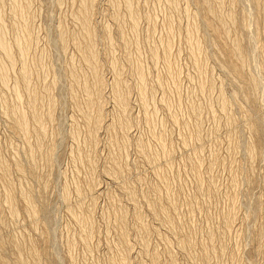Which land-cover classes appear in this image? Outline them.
Instances as JSON below:
<instances>
[{
  "label": "rangeland",
  "instance_id": "rangeland-1",
  "mask_svg": "<svg viewBox=\"0 0 264 264\" xmlns=\"http://www.w3.org/2000/svg\"><path fill=\"white\" fill-rule=\"evenodd\" d=\"M21 1L24 2V0H21ZM96 1L97 2L94 5V9L92 12V14H93V17H92V23L93 24L92 25L94 27H96V30H97L96 33L99 37H102L103 31H104L103 29L105 28L106 25L109 26L108 27V28H110L109 30L112 29L111 33L114 34L112 36L114 37L115 45H116V50H115L116 55L115 56H117L119 61H122V63L126 64L123 66L124 67L123 71L126 74L128 82L129 83L131 82L130 83L131 84L130 85L131 91H129V93H131L130 94V104L132 107H130L129 115H131V116H129V117H131L130 119H132L134 121H133V125H132L133 129L131 128L129 130V133H128L129 134L128 135L129 141L127 143L129 145L125 144L126 143V142H124L125 139L121 138V136H123V134H120V132H117V133L115 132V134H114V132H112L114 130L119 131L118 129H120V127L116 122V116L115 115L117 114V112H116L117 110H116V106H115L114 101H113L114 98L111 95L112 92H111V90H109V88H106L107 91L104 94V101H105L104 102L105 106L103 109L104 116L102 119L104 125L102 124L101 131L99 130L97 133V135H98L97 141L98 142H97L96 147L93 150L94 152H92L93 155H91V157L93 159L96 158L95 160L98 163L94 161L95 163H97V166L95 168L96 170L93 172V174L90 173V171L88 169L89 167H88V165H86V161H85L86 159L84 158L87 156L88 151H89V146L86 143L87 142L86 137H88L87 136L88 127H87V123H85L82 116L79 114L80 112L78 111L76 105H73L74 103H72V98L70 97L71 91L69 90L70 86H71V82L68 81V80H70L68 75H69V72L71 71L70 65L72 62L75 66H78L77 71L82 72L81 71L82 68L79 67L80 66V64H79L80 61L78 58L79 54L77 53V51H75L76 48L74 46H72V43H71V38H72L71 36H72L73 32H75L76 28L78 29L77 25L73 21L75 19L73 16L74 15L73 14L74 13V10H73L74 9L73 8L74 2H73V0H59V1H57V0H27L29 5L31 6L30 7L31 11L33 10L32 13H33L34 18H35L34 19L35 20L34 21L35 22L34 31L39 34V35L38 34L36 35L39 38L38 39L39 40L38 41V44H39L38 50L39 51L37 50L35 53L37 56L42 54L43 55L42 58H43V60L45 59L44 60L45 63H48L49 69L50 68H51V70H52V68H53V70L56 69L55 72L57 74L59 73L57 75V76H59V78H58L59 81L57 82L58 85L56 84L54 86V89L52 90L54 97L57 100V105L55 107L56 111L54 110L55 113H53V116H54L53 117L54 119L52 120L53 122L52 121L50 123L48 122L47 123L48 128L46 127L47 130L49 131V134H50V135L48 134L49 139L51 138L50 140H54V144L56 145V147H54V149H56V150H54V151H56V153H54L55 157L53 156L55 158V161L53 162V160H52L51 164L48 161L46 163L45 160H47L46 159L47 155L45 156L44 153L47 154V148H48L47 145L50 144V142L46 143L47 142L46 141L47 138H46L45 142H43V145H42V150H41L42 152L41 153L39 152L40 154L37 152L38 156L36 157L35 165H36V163H38V164L35 167H34L33 163H32L33 165H31L30 162H27V160H25L24 156H22L21 158L19 156L20 162L22 163V161H23L22 164L24 165V167L25 168L27 167L26 169L29 170L33 166L32 170L34 172V174L32 173V176L29 175L25 179H23L20 176L21 177L20 178L19 174H17L18 172H17V169H16L14 162H13V160L15 158V156L13 157V155H15L16 149L19 151H22V149L25 148V145H24V142H22V140L18 138L19 135L13 133V131L8 127L9 122L7 121V123H6V120L1 118V120H0V148H1L0 149V158L3 161H5V163L7 164V168H8V172H9L8 175L10 174V176L5 177V174L2 173V171H0L1 172L0 173V175H1L0 176V191H1L0 193L4 192L3 190L7 186V181H10V183L13 185L12 187H14L16 189V191H15V189H13L14 193H16V194H14V197L16 196V198L14 199V203L16 204V207H17L16 209L19 213H18V218H17L18 221L16 219L14 221H11L10 219H8L9 222H8L7 228L0 232V236H1L0 237V250H1L0 251V254H1L0 255V264H3L4 261H5V264H7V263L8 264H15L14 251L12 250L11 246L8 244L11 237L17 238L21 241V244L24 246V247L22 246L23 247L22 251L24 253L23 256L25 257L24 259H26L27 261L29 258V255L27 254L29 243H30L29 241L33 240V242H35L36 246L34 245V248L36 247L35 248L36 252L38 254L40 253L39 255L41 256V258L39 259L40 262L38 261L37 264H58V262H57L58 258L60 261L59 264H120V262L124 259H126L125 263H128V264H131V263L132 264H152L151 258H150L151 256H149L151 254H152V256L153 255L160 256L161 259L160 258H158V259L160 260L161 264H166V263L167 264H170V263L171 264H199V263L200 264H264V189H263L264 188V186H263L264 185V152L260 150L261 152L259 153L257 151L258 153L256 156V161H252V160H249V156H248V154H246L247 153L246 150H243L244 147L241 148L239 146V145L243 146L242 144L245 143V140L250 138L252 135V134L250 135L249 130L244 128V123L242 122L243 119H241L242 118L241 108L243 107L242 106L243 103L245 104L248 102V104L244 105L242 110L245 108H249L250 103H249V101H246V99L244 98L243 95H241V92L240 93L238 92V95H241L243 98L241 96H239L238 98H235V102L233 101V103H232V106H234L233 107L234 109L232 108V111L233 110L235 111V113L234 112L233 113L235 114L236 117L238 115L237 118L234 117V120L236 118L237 122L233 124L234 128L232 126H228V129H226V117L224 116V114L221 113V111H219L220 108L218 107V106H221L219 100L217 99V97L219 98V95H220V93H218V92H221V91H219V89L222 88L221 90H222L223 94L225 93L224 96L227 97L229 100H231V97H232L231 95L233 93H234L233 95H235L234 91H236L235 87L231 85V83L233 81L232 76L226 71L223 72V70H221L219 67V65H220L219 62L225 61V59L228 58V55H229L228 49H226V48L222 49L221 47H219L220 52H217L216 48H214V47H213V49H211L212 46L210 44L213 43L211 35H213L212 34L213 32L211 31L212 33L210 34V31H208V29L203 26V22L202 23L198 22L200 19H202V16L200 13H199V18H197V22L200 25V27H199L200 28V30H199L200 35L199 36L197 35L198 37H196V38L193 37L194 38L193 42L197 38L199 39V42L201 43L200 48L201 47L202 48L201 49L196 48V50L198 49L197 51H201V54L199 52H197L200 54L201 57H199V55L196 53V51L194 53H192L191 46L190 47L186 46L189 44L187 42H184V41H186L185 40L186 34H184L186 32V30H185L186 28H184V27H186L188 18H187L185 13H184V15L186 17L183 16L182 11L188 6L187 9L189 8V10H190L192 8L191 9L192 11L190 10V13L193 12V14H194L195 9H196V4H195L194 0L193 1L192 0H178V1L175 0V1H177V3L174 4L176 6H173L172 3L168 2L167 0H147V1L146 0H137V2H135L136 0H134L133 4L135 3L136 5L134 4L133 7L137 8L136 6L139 5L138 8L135 9V11L137 12V14H140V16H138V19L140 21L138 20L137 21L138 24L136 25L137 29H136V27L133 28L131 26L132 23H130V21H129V18H128L129 15H127V13L125 11L126 9L121 4L122 9H120V12L122 13L121 15H123L122 17H123V22H124V24H123L124 32L122 34V37L118 36V31H117L118 27L116 26L115 21L112 22V20H113V17H111L112 6H110L112 4H111V2H109L110 0H108V1L107 0H96ZM117 1H119V0H117ZM6 2L9 5L10 0H7V1L5 0L4 1L5 5H7ZM72 2H73V4L71 5ZM261 2H262V0L260 1L259 5H258L259 7H256L254 11L256 12L255 18L257 17L256 22L259 23V24H256V25H258L257 28L259 31L258 33H259V39H260V40L258 39V41H259L258 47H259V49L262 48V50H263L264 49V32H263L264 31V0L262 2L263 5L261 4ZM76 3H77V1H76ZM108 3H110V4L108 5ZM120 3H123V2H121V0H120ZM120 3H118L119 6H120ZM169 3H171L172 7H168V6H170ZM188 3H189V5H188ZM8 5L5 6L6 9L4 11H6L5 12L6 14H4L5 15L4 17H5L6 21L8 20V22H9L10 5L9 6ZM174 8L178 11V14L176 13L177 11L176 12L174 11ZM235 9H236L237 13L241 12V6L240 5L237 7L235 6ZM139 10H140V12H139ZM179 12L181 14H179ZM109 14H110V16H109ZM172 17H174V19ZM152 18H153V20H152ZM144 19H146L147 22H145L146 20H144ZM164 19H165V21H164ZM151 21H152V23H151ZM201 21H203V20H201ZM168 22H170L171 24L173 23L172 28H174V30H173V33L171 35H169L168 29H167ZM60 25L65 31L68 28L66 32L63 30L65 32V36L67 37L66 40L68 41L66 43L67 46H66L65 50L63 49V47L61 45H59L57 43V40H56L59 37V33H60L59 31L60 30L58 28H60ZM125 26H126V28H125ZM37 27H39V28H37ZM74 27H76V28H74ZM149 27H151V28H149ZM155 27H157V28H155ZM202 28H204V29H202ZM150 29H152V30H150ZM99 30L101 31V33ZM203 30L204 31L206 30L205 33L209 32L208 33L209 37L207 35H204ZM233 30H236V32L234 31L235 34L239 33V31L235 27L233 28ZM194 35L196 36V34H194ZM171 36H173L172 37L173 39L171 38ZM165 37H166V39H165ZM122 38L124 39L125 42L123 41ZM167 39H168V42L169 43L171 42V44L173 45V46H171V44H170V46H171V49H169L170 50L169 51L170 56H168L169 58L171 57L170 59L168 58L170 60L169 64L171 67L173 66L170 69V74H169L168 68H166L167 65H165V64H167V62H165L166 60H165V58H163V54H164V53L162 54V52H163L162 46L163 45L161 44V41H164V42H162L164 44L167 41ZM215 40L218 42L217 38ZM126 41H127V43H126ZM55 42H56V44H55ZM123 42L125 44L130 45L127 47V50H128L127 53H128V55H130L129 56L130 60H125L126 58H125L124 53H126V52H124V48H122L123 44H124ZM155 43H156V45H155ZM203 44L206 46H204ZM98 45H99L98 51L100 53L99 59H101L102 75H103L104 81H106L105 83H108V86H109V83H111V81L113 80V77H114L112 74V71L109 68V61H110L109 59L111 56V54H110L111 51L109 52V47L106 45V43L100 42ZM117 47H119V48L117 49ZM152 47L157 49V51H156V49H155V51L158 52L157 56H158L159 62L154 61V59H152V57L150 56L151 50L153 49ZM137 48L138 49L140 48L139 51ZM205 48H206L207 53L205 51ZM188 49H189V51H188ZM202 49L204 50L205 53L204 52L202 53ZM214 49L216 51H214ZM43 51H45V52H43ZM137 51H138V53L141 51L139 54L142 56L138 55ZM171 51H172V55H171ZM190 51L192 54L190 53ZM213 52H217L218 55H215L216 53L213 54ZM203 54H206V55H203ZM128 55H126V56H128ZM168 55H169V53H168ZM190 55H192V57L195 55L194 56L195 59L192 60V57ZM196 55H197V57H196ZM118 56H120V57H118ZM205 56L208 58V60L204 62ZM261 56H264V52H263V54H261ZM150 57H151V59H150ZM198 57H199L200 61L197 59ZM261 58L263 59L264 57H261ZM70 59H71V62H70ZM162 59H164L165 61ZM196 59H197V61H199L200 64H202V66L201 65L199 66V64H198L196 66V68L194 67L195 66L194 64H196L195 63L196 61H194V60H196ZM123 60H125V61H123ZM193 61H194V64H193ZM263 61H264V59H263ZM171 62H172V64H171ZM138 63L142 67L139 66ZM135 65L137 67L143 68L142 73H144V75L148 77V78H146V80H147V85L149 84L147 89H148V94L150 95V96L148 95L150 97V100H149V104L147 106V109H145V110H147V113L150 114V115H148V117L150 116L149 119L150 120L152 119L151 123L153 125L147 124L146 120H144L146 118L142 117L145 115L146 111H145V113H144V111L142 112L143 105L139 101L140 99H138L139 94H137V93H139V92L137 89H135L137 87V82H135V80L137 79V76L134 73V72H136L135 71L136 70ZM50 66H53V67H50ZM216 67H217V69H216ZM102 68H103V70H102ZM197 68L199 70L202 69L201 71H202V73H204V75L202 73L199 74V72H197L198 71ZM164 69H166V70H164ZM172 69H175L174 71L177 74H174L175 72L171 71ZM163 70H164V73H163ZM11 71L12 70H10V72ZM10 72H9L10 75L13 73V75L10 76V78L11 77L13 78V76H15V74L13 71L11 73ZM225 73H228L229 76H231V79L228 77V74L225 75ZM149 74H150V76H149ZM175 75H176V79H175ZM224 75H225V78L223 80L224 82H225V79L227 78L225 85L221 79L224 77ZM201 76H203V77H201ZM206 76L209 78H207ZM50 77H52V75H50ZM204 77H206V78H204ZM36 78L37 79H35V81H37L39 78V80L37 82H35L36 86H37V83H39L38 84L39 87L37 86V90L40 93H43L41 91L43 79H41L42 78L41 76H38V77L36 76ZM155 78H157V80ZM179 78H180V80H179ZM201 78H202V80H201ZM218 79H220V80H218ZM211 80L213 82H211ZM156 81L161 82L160 87L158 84L159 82L157 83ZM229 81L231 83H229ZM176 82L177 83L179 82V83L177 84ZM206 82H207V84H206ZM164 83H166L167 86ZM213 83L215 85L212 86ZM220 83H222L221 84L222 86L220 85ZM155 85L157 86L156 88H155ZM174 85H175V87H174ZM162 86H163V88H162ZM200 86L203 87V89ZM211 86L214 88H212ZM223 87H225V88L223 89ZM167 88H168V90H167ZM163 89L164 90L166 89V90L164 91ZM76 90H77V88H76ZM176 91L179 93H177ZM78 92H79V90H78ZM191 92H193V93H191ZM76 93H77V91H76ZM78 94L79 93H77V95ZM155 94L157 97L155 96ZM81 95L78 97L80 98ZM153 95L155 97H153ZM161 95L164 97H162ZM43 96H45V95L42 94V97ZM161 97L163 99V102H165V103L161 102L162 101ZM164 98L165 99L167 98V99L165 100ZM10 99L12 101V98H10ZM43 99H44V101H43L44 105L43 106H45V104H47V103H45V102H47V97H46V99L43 97ZM152 99H153V101H152ZM169 99H170V101H168ZM166 101H167V103H166ZM113 107H114V109H113ZM178 107H179V109H178ZM212 107H214V108H212ZM237 108L239 109V111H237ZM191 109H193L194 111ZM263 109H264V107H263ZM112 111H113V113H112ZM263 112H264V110H263ZM263 112L261 114H259V116L261 115V117H264ZM211 113H213V114H211ZM239 115H241V117ZM113 120H115V121H113ZM159 120H161V121H159ZM115 122H116V124H115ZM114 124H115V127H114ZM186 124H188V125H186ZM111 125H113V126H111ZM51 128H52V130H51ZM75 128H77V129H75ZM78 128H80V129H78ZM102 128H104L105 130ZM106 128H108V129H106ZM32 129H33V127H32ZM235 129H236V131H235ZM32 131H34V129ZM32 131H31V133H32ZM108 131L109 132L111 131V133H113L114 136L116 134L117 135L120 134L121 136L118 135L119 136L118 137L116 135L117 137L116 136H115L116 138L114 137L116 140L113 139V142H111L112 139L110 138ZM232 131L234 133H232ZM150 132H151V134H150ZM154 133H156V134L154 135ZM201 133H202V135H201ZM74 134H76V135H74ZM196 134L198 135V137L195 136ZM73 135H74V137L76 136V138L73 139V137H72ZM33 136H34V134H33ZM137 137H141V139H143V142H145L146 145L148 144L147 148L149 149V147H150V151H149L150 154H152V155L154 153L158 154V156L155 158L156 161H154V162L146 161L147 159H145L144 155L141 154V152L139 151L138 148H136L135 141L137 140ZM159 137H161L160 141H162V140H164V138H166L165 139L166 142L164 141V143H165L164 148H166L167 151L170 150V151H168L169 156L167 155L168 153L166 154L167 156L164 154V148H162L160 146V144H162L163 141L158 143L159 140L157 138H159ZM196 138H201V139L196 140ZM72 139L74 141L76 139L77 140L74 142ZM192 139H194V140H192ZM31 140H32V142L35 143V137ZM183 140H184L186 145L184 144ZM189 140H191V141H189ZM263 140H264V136H263ZM116 141H117V143H116ZM19 142H20V144H19ZM56 142H57V144H56ZM115 143H116V145H115ZM234 143H236L240 149H235L236 145ZM109 144H111V145L109 146ZM121 144H124V149H123V145H121ZM113 145H115V146H113ZM234 145H235V147H234ZM151 146H153V148H155V149H153ZM76 147H77V149H76ZM85 147L87 150L85 149ZM44 148L46 151L44 150ZM108 150H110V151H108ZM112 150L115 152H112ZM117 150H118V152H117ZM124 150H126V151H124ZM236 150H238V151H236ZM120 151H121L122 155L119 153ZM196 151L199 154L196 153ZM77 152H79V155ZM90 152H91V150H90ZM111 152L117 153V154H112ZM200 152H201V154H200ZM85 153H86V155H85ZM94 154H95V156H94ZM119 154L121 155V158H122V160H121V158L119 157L120 162H122V163H120L121 164L120 170H121V176L122 177L120 180L115 181V179H112L109 176L107 177V174H105L106 169L108 168V166H106V165L108 164V162L110 160H112L111 156L114 155L116 157V155H117V157H118V156H120ZM156 154H154V156H156ZM42 155H44V156H42ZM163 155L165 158H162ZM193 156L195 158L196 157L197 158L195 159ZM198 156H199V158H198ZM41 157H42V159H40ZM44 157H46V158L44 159ZM80 157L82 158V161H81ZM124 157L126 159L127 158L128 159L126 160ZM112 158H114V157H112ZM39 159H40V161H39ZM72 159H74V160H72ZM199 159H200V161H199ZM191 160L194 162L195 165L193 164V162H191ZM197 160H198V162H197ZM251 161L253 163H251ZM24 163H26V164H24ZM27 164H30V165H27ZM196 164L201 166V168L199 166H197ZM123 165H124V167H123L124 170L122 168ZM105 167H106V169H105ZM137 167H138V169H137ZM197 169L198 170L201 169V170L198 171ZM129 170H130V172H129ZM196 171L198 173H196ZM162 172H163V174H162ZM2 174H4V175H2ZM125 176H128V177H125ZM164 176L166 179H164ZM2 178H3V180H2ZM125 178H127V179H125ZM160 178H162V181ZM31 179H33V180H31ZM233 179H235V180H233ZM123 180H125L126 182L123 183ZM163 180H165L166 183ZM3 181H5V183ZM161 182H163V183H161ZM93 183H94V185H93ZM120 184L121 185L125 184V187L128 184V186L131 185L133 188H135L134 193H136V192L138 193L137 194L138 196L136 195L138 197L136 199V201L134 200V202H133V200H131V198H129L128 194L125 192L124 185H123V189H122ZM199 184L200 185L202 184V185L200 186ZM24 185L26 187H24ZM77 186H79V187H77ZM153 188L157 189L156 191L158 192V195L161 197L159 199L162 200L161 203H163L167 199V197H169V195H170V199L172 201V202H170V204H172V207L168 203H167L168 204V206H167L166 201L163 204L164 207L171 208V210L172 209L176 210V211L172 210V212H176L175 213L176 215L171 212L173 222L171 221L172 223H170V225H166V222H163L162 220L157 221L158 216H156V214L153 215L152 214L153 212L150 211V208L149 209L147 208L146 198H147V195H150V194L153 195V193H151L153 191ZM165 189L166 190L168 189L170 191H165ZM77 190L78 191L81 190V191L78 193ZM123 190L127 194V196L125 193H123ZM148 190H149V192H148ZM160 190L162 191V193L160 192ZM200 191H201V193H200ZM21 192H26V193L30 192L29 194H31L32 197L34 196L33 199L35 200L37 206H38V204H39V206H41V208L38 206V209H40V211L41 210L42 211L39 213V223L36 224V226H38L37 227L38 229L36 228L37 231H35V233L33 232L34 231L33 230L34 227L32 226L33 224L27 219V216L25 217L26 214H25L24 207H23L24 204L22 203L21 199H19L20 198L19 195ZM31 192H33V193H31ZM65 193L67 194L68 198L65 195ZM144 193H146V194H144ZM166 193L167 194L169 193V194L167 195ZM209 193H211V194H209ZM123 194H125V196ZM160 194H162V195H160ZM156 195H157V193H156ZM17 196H18V198H17ZM111 196H112V198H111ZM165 196H166V198H165ZM82 197H84V198H82ZM144 197H145V199H144ZM64 198L67 199L68 201L65 200ZM128 199H130V200H128ZM118 200L122 201V202H119ZM191 203H193V204H191ZM80 204L82 206H80ZM7 205H8L7 203H3V210H4V214L6 215V217L8 215V214H6L7 210H8ZM87 206H89L90 208ZM175 206H176V208H175ZM136 207H138V208H136ZM42 208H44V210ZM137 209H138V211L140 209V211H142L141 212L142 215H144L141 222H139V223L135 219L136 218L135 213L137 212ZM75 210L77 213L76 212H75V214L72 213ZM83 210L85 212H83ZM86 212H89V213H86ZM107 212H109V213L107 214ZM180 212H181V214H180ZM106 215H110V216H106ZM74 216L77 217L76 219H78V218L80 219L79 222H78V220L74 219ZM226 216H227V218H226ZM122 217H123V219H122ZM81 218H83V219H81ZM86 218H88L90 220L87 219L88 220L87 221ZM159 219L160 218H158V220ZM82 220H84L85 223ZM120 221L125 226L123 224L119 223ZM229 221H230V223H229ZM181 222H182L183 226H182ZM229 224H231V225H229ZM43 226L44 227L48 226V227L44 228ZM89 226H91L92 228ZM138 226L140 228H138ZM144 226H146V227H144ZM166 226L168 229L166 228ZM170 226H171V228L172 227L173 228L171 229ZM183 227H185V228L183 229ZM119 228H122L123 230L122 229L119 230ZM112 229L115 231H113ZM152 229L155 231H153ZM182 229H183V231H182ZM83 231L88 232V233L85 232L86 233L85 235H88V237L86 239L84 238L85 235H84ZM89 231L91 232V234ZM179 232H181L180 233V234H182L181 236H180ZM25 233H27L28 235H26ZM118 234H119V236H117ZM177 234H178V236H177ZM186 234L188 236H184ZM189 234H190V236H189ZM13 235H15L16 237ZM24 235H26V236H24ZM125 235L127 238V239L125 238V240H126V246L128 247V249H127V247L124 246V243L122 242L121 238H124V237H120V236H125ZM209 235H210V237H209ZM81 236H83V237H81ZM214 236H215V238H214ZM72 238L74 240H72ZM187 238H189L188 241H187ZM28 239H29V241H28ZM47 239H49V240H47ZM83 239H85V240H83ZM180 239H182V240H180ZM127 240H128V242H130L131 245L129 243H127ZM84 241L85 242L87 241V243H85ZM88 241H89V243H88ZM203 241L204 242L206 241V242L204 243ZM1 243H2V245L4 244L3 247H1L2 246ZM52 243H54V245ZM111 243H113V244L111 245ZM147 243L150 245L147 246ZM86 244L91 245L90 248L92 247L93 250H92V248L90 249L89 245H86ZM117 244H119V246ZM196 244H197V246H196ZM220 244H222V245H220ZM52 245L55 248H53ZM145 245L148 248L146 247L143 249L142 246H145ZM183 245H185V248ZM202 245H204V246H202ZM85 246H86V248H85ZM195 247H196V249H195ZM210 247H212V248L210 249ZM123 248L127 252L129 250L130 253L127 254V252H125V250L123 251ZM220 248H221V250H220ZM87 249L89 251H87ZM117 249H119L120 251ZM146 249L147 250L149 249L148 250L149 252L147 253V256L145 257L146 254L144 253V251L146 252ZM202 249L204 251L201 252L200 250H202ZM215 249H216V251H215ZM91 251H92V253H91ZM187 251L189 252V254ZM25 252H27V253H25ZM150 252H151V254H149ZM155 252H158V253L155 254ZM237 252H238V254H237ZM53 253L57 254V258L55 256V254H53ZM68 253H71V255ZM169 253H171L170 254L171 256H169ZM143 254H145V255H143ZM221 254H222V256H221ZM69 255H70V257H69ZM120 255H122V256H120ZM206 255L208 257H206ZM69 258H71V259H69ZM122 258H124V259H122ZM208 258H210V259H208ZM195 261H196V263H195ZM32 262L33 261L31 260L30 264H33ZM110 262H112V263H110Z\"/></svg>",
  "mask_w": 264,
  "mask_h": 264
},
{
  "label": "bare ground",
  "instance_id": "bare-ground-1",
  "mask_svg": "<svg viewBox=\"0 0 264 264\" xmlns=\"http://www.w3.org/2000/svg\"><path fill=\"white\" fill-rule=\"evenodd\" d=\"M5 0H0V120L1 118H3L4 120H6V123L7 121L9 122L8 124V127L13 131V133L19 135V139L22 140V142H24V145H25V148L22 149V151H19V150H15V155H13V157L15 156L13 162H14V165L17 169V174H19V177L21 176L23 179L27 178V176H32V173L34 174L33 170H32V167L28 170L24 167V165L20 162V159H19V156L20 158L22 156L25 157V160H27V162H30L31 165L34 164V167L38 164L36 163L35 165V162H36V157L38 156L37 152L41 153L42 151V145H43V142H45V139H46V143H49L48 148H47V154L44 153L46 150L44 148V154L45 156L47 155V158L44 157V159L46 158L47 161L51 164L52 160L53 162L55 161V156H54V153H56V149H54V147H56V145L54 144V140H50L49 137H48V134H49V131L47 130V123L51 122L54 118L53 116V113L54 110L56 109V105H57V100L56 98L54 97V94H53V89H54V86L57 84L58 85V81H59V76H57L58 74L55 72L56 69L51 70V68L49 69V65L48 63H45L44 60H43V55H39L37 56L36 55V51L38 50L39 48V44H38V37L36 36L38 33L34 31V24H35V18H34V15L30 9V5L29 3L27 2V0H24L21 1V0H10V17H9V22L8 20L6 21L5 19V15L6 14L4 11L6 9L5 6H7V2L5 5L4 3ZM7 1V0H6ZM59 1V0H57ZM77 1V3H76ZM108 1V0H107ZM147 1V0H146ZM168 2H171L173 6H176L174 4L177 3V1L175 0H167ZM193 1V0H192ZM261 0H194L195 4H196V9H195V12L193 14L190 13V9L189 8L187 9V7L182 11L183 13V16L184 13L186 14L187 16V24H186V32L184 34H186V38L184 42H187L189 45H186V46H191V51L192 53H194L196 51L199 52L201 54V51H197L199 48H200V45L201 43L199 42V39L197 40H194L193 42V37H198L200 34H199V30H200V25L198 24V22H203V26L205 28L208 29V31H210V34L212 33L213 35L212 36V40H213V43H211L210 45L212 46L211 49L216 48L217 52H220V49L219 47H221L222 49L226 48L228 49V52H229V55H228V58L225 59V61H221L219 62V67L221 70L226 71L228 72L231 76H232V83L229 81V83H231L232 86L235 87V95H231V100H229L227 97L224 96L223 92H222V88L219 89V91L221 92H218L220 93L219 95V98L217 97V99L219 100L220 102V105L221 106H218L220 109L219 111H221L222 114H224V116L226 117V129H228V126H232L233 127V124L236 123V118L237 117L235 116V111L233 110L232 111V108L234 106H232V103L233 101L235 102V98H238L239 96L243 95L244 98L246 99V101H249V108H245L242 110V108L244 107L245 104H248L247 103H243V107L241 108V111H242V118L243 119V123H244V128H246L247 130L250 131V135L251 137L248 138L247 140H245V143H243L241 145H239L241 148L244 147L243 150H246V154H248L249 156V160H252V161H256V156H257V153L263 151L264 152V140H263V136H264V117H261V115L259 116V114H261L263 112V107H264V61L261 57H264V56H261V54H263V50L262 48L259 49L258 47V39H259V31H258V28L256 24H259L258 22H256V18H255V14L256 12L254 11L256 7H259V3H260ZM74 2V4H73ZM73 2L71 3V5L73 4V10H74V22L75 24L77 25L78 29L76 27V30L75 32H73L72 34V38H71V43H72V46H74L76 48L75 51H77V53L79 54V64L82 68V72H79L77 71L78 70V66H75L73 64V62L71 63V71L69 72V78L70 80H68L69 82H71V86H70V91H71V98H72V103H74L73 105H76L78 111L80 112L79 114L82 116L83 120L85 121V123H87V127H88V134L86 137L87 139V145L89 146V151H88V154L86 157H84L83 159L86 161V165H88V169L90 171L91 174H93V172L96 170V166H97V161L95 160L96 158H92L91 155L92 152H94V148L96 147L97 145V140H98V131L100 130L101 131V127H102V124H103V116H104V113H103V109H104V94L105 92L107 91L106 88H109V90H111L112 92V96H113V101H114V104L116 106V112L117 114L115 115L116 116V122L117 124L119 125L120 129H118L119 131H112L117 133V132H120V134H123V136H121L122 139H125L124 142H126L125 144H128L127 142L129 141L128 139V133H129V130L132 128V125H133V121L132 119H130L131 115H129V111H130V107L131 104H130V94L129 91H131L130 89V83L128 82V79L126 77V74L125 72L123 71L124 69V63H122V61H119V59L117 58V56H115V50H116V45H115V40H114V37L111 33V30H109L110 28H108L109 26H105V28L103 29V35L102 37H99L96 33V27H94L92 24V17H93V9H94V5L96 4V0H73ZM109 2H111L112 5V14H111V17H113V20L112 22L115 21L116 23V26L118 27L117 31H118V36L119 37H122V34L124 32L123 30V15H121L122 13L120 12V9L121 8V4L124 6V8L126 9V13L127 15H129V21L130 23H132V27L135 28L136 25L138 24L137 21L139 20L138 19V16H140V14H137V12L135 11V9L138 8V6H136L137 8H134V0H121V2L123 3H120V0L117 1V0H110ZM120 3V6L118 3ZM137 2V0L135 1ZM149 2V1H148ZM186 2V1H185ZM263 2V0H262ZM261 2V4H262ZM31 3V2H30ZM60 3V2H59ZM70 3V2H69ZM107 3V2H106ZM171 3H169L170 6L168 7H172L171 6ZM190 3V2H189ZM188 3V5H189ZM192 3V2H191ZM36 4V3H35ZM110 3H108L109 5ZM138 4V3H137ZM143 4V3H142ZM8 5V6H9ZM136 5V4H135ZM165 5V4H164ZM194 5V4H193ZM241 6V12L240 13H237L236 12V9H235V6ZM263 5V4H262ZM191 7V6H190ZM33 8V7H32ZM123 8V9H124ZM146 8V7H145ZM165 8V7H164ZM177 8V7H176ZM35 9V8H34ZM179 9V8H178ZM260 10V9H259ZM37 11V10H36ZM174 11L176 12L177 10L174 8ZM192 11V10H191ZM72 12V11H71ZM140 12V10H139ZM178 14V11L176 12ZM199 13L201 14L202 16V19H200L198 22H197V18H199ZM175 14V13H174ZM179 14H181L179 12ZM125 15V14H124ZM165 15V14H164ZM176 15V14H175ZM9 16V15H8ZM110 16V14H109ZM170 16V15H169ZM177 16V15H176ZM180 16V15H179ZM185 16V17H186ZM149 17V16H148ZM8 18V17H7ZM72 18V17H71ZM140 18V17H139ZM174 19V17H172ZM63 19V18H62ZM111 19V18H110ZM151 19V18H150ZM172 19V20H173ZM178 19V18H177ZM146 20V19H144ZM153 20V18H152ZM203 20V21H201ZM258 20V19H257ZM95 21V20H94ZM128 21V22H129ZM140 21V20H139ZM158 21V20H157ZM156 21V22H157ZM165 21V19H164ZM179 21V20H178ZM147 22V20L145 21ZM154 22V21H153ZM172 22V21H171ZM152 23V21H151ZM95 24V23H94ZM129 24V23H128ZM166 24V23H165ZM173 24V23H172ZM172 24L170 22H168V25H167V29H168V32H169V35H171L173 33V30L174 28H172ZM175 24V23H174ZM74 25V24H73ZM105 25V24H104ZM150 25V24H149ZM153 25V24H152ZM157 25V24H156ZM140 26V25H139ZM180 26V25H179ZM182 26V25H181ZM103 27V26H102ZM153 27V26H152ZM202 27V26H201ZM236 28L239 33L238 34H235L234 31L236 32V30H233V28ZM261 27V26H260ZM39 28V27H37ZM57 28V27H56ZM126 28V26H125ZM151 28V27H149ZM157 28V27H155ZM60 31L59 33V37L57 40V43L59 45H61L63 47V49L65 50L66 48V43L68 42L66 40V36H65V32L66 31L61 27L60 25V28H58ZM137 29V27H136ZM183 29V28H182ZM204 29V28H202ZM65 32H64V31ZM101 30V29H100ZM99 30V31H100ZM135 30V29H134ZM152 30V29H150ZM154 30V29H153ZM206 31V30H205ZM205 31L203 30L204 32V35H208L209 32L205 33ZM212 31V32H211ZM198 32V33H197ZM202 32V31H201ZM264 32V31H263ZM36 33V34H35ZM101 33V31H100ZM116 33V32H115ZM134 33V32H133ZM179 33V32H178ZM71 34V33H70ZM127 34V33H126ZM196 34V36L194 35ZM202 34V33H201ZM262 34V33H261ZM39 35V34H38ZM147 35V34H146ZM149 35V34H148ZM198 35V36H197ZM135 36V35H134ZM166 36V35H165ZM168 36V35H167ZM261 36V35H260ZM124 37V36H123ZM136 37V36H135ZM173 36H171L172 38ZM206 37V36H205ZM44 38V37H43ZM126 38V37H125ZM168 38V37H167ZM176 38V37H175ZM207 38V37H206ZM211 38V37H210ZM218 39V42L215 40V39ZM120 39V38H119ZM123 39V38H122ZM148 39V38H147ZM152 39V38H151ZM166 39V37H165ZM173 39V38H172ZM203 39V38H202ZM45 40V39H44ZM137 40V39H136ZM170 40V39H169ZM204 40V39H203ZM206 40V39H205ZM211 40V41H212ZM260 40V39H259ZM43 41V40H42ZM122 41V40H121ZM124 41V39H123ZM154 41V40H153ZM174 41V40H173ZM172 41V42H173ZM210 41V42H211ZM100 42H103V43H106V45L109 47V52L111 54L110 56V61H109V68L110 70L112 71V74H113V80L111 81V83H109V86H108V83H105L106 81H104V78H103V75H102V71H101V59H99L100 57V53L98 51V47H99V43ZM125 42V41H124ZM123 42V43H124ZM148 42V41H147ZM162 42L164 41H161V44L163 45V58L162 60H164L165 62H167V67L168 68V71H169V74H170V69L173 67L170 66L169 62H170V58L168 56H170V50L171 49V46H173L171 44V42L169 43L168 42V39L167 41L163 44ZM40 43V42H39ZM127 43V41H126ZM56 44V42H55ZM57 44V45H58ZM117 44V43H116ZM171 44V46H170ZM186 44V43H185ZM56 45V46H57ZM135 45V44H134ZM156 45V43H155ZM204 45V44H203ZM41 46V45H40ZM130 46L128 44H123V47L124 48V53L125 54V60H130L129 56L128 55V50H127V47ZM161 46V45H160ZM206 46V45H204ZM210 46V47H211ZM263 46V45H262ZM107 47V48H108ZM120 47V46H119ZM117 47V49L119 48ZM132 47V46H131ZM155 47V46H154ZM161 47V48H162ZM74 48V49H75ZM150 48V47H149ZM153 48V47H152ZM196 48H198L196 50ZM202 48V47H201ZM200 48V49H201ZM204 48V47H203ZM207 48V47H206ZM206 48H205V51H206ZM61 49V48H60ZM129 49V48H128ZM138 49V48H137ZM140 49V48H139ZM138 49V51H139ZM156 48H153L151 50V57L152 59H154V61H157L159 62L158 60V56H157V49L155 51ZM187 49V48H186ZM208 49V48H207ZM45 50V49H44ZM108 50V49H107ZM214 49V51H216ZM263 52H262V51ZM39 51V50H38ZM63 51V50H62ZM105 51V50H104ZM137 51V53H138ZM159 51V50H158ZM189 51V49H188ZM190 51V53H191ZM212 51V50H211ZM45 52V51H43ZM141 52V51H140ZM139 52V53H140ZM204 52V50L202 49V53ZM217 52H213L216 53L215 55H218ZM107 53V52H106ZM132 53V52H131ZM138 53V55H140ZM149 53V52H148ZM169 53V55H168ZM191 53V54H192ZM197 53L200 56V54ZM205 53V52H204ZM207 53V51H206ZM209 53V52H208ZM136 54V53H135ZM64 55V54H63ZM72 55V54H71ZM128 55V56H126ZM160 55V54H159ZM171 55H172V51H171ZM203 55H206V54H203ZM210 55V54H209ZM214 55V56H215ZM45 56V55H44ZM142 56V55H140ZM192 57V55H190ZM189 56V57H190ZM195 56V55H194ZM194 56L192 57V60L195 59ZM120 57V56H118ZM136 57V56H135ZM150 57V59H151ZM188 57V58H189ZM197 57V55H196ZM199 57L197 58L199 60ZM203 57V56H202ZM45 58V57H44ZM140 58V57H139ZM169 58V59H168ZM178 58V57H177ZM121 59V58H120ZM196 61L194 64V61H193V64L195 65L194 67L196 68V66L199 64V66L202 64L199 63V61ZM201 59V58H200ZM206 59V60H205ZM69 60V59H68ZM122 60V59H121ZM123 60V61H125ZM132 60V59H131ZM143 60V59H142ZM169 60V61H168ZM208 58L205 56L204 57V62L207 61ZM213 60V59H212ZM139 61V60H138ZM153 61V62H154ZM70 62H71V59H70ZM130 62V61H129ZM152 62V63H153ZM173 62V61H172ZM171 62V64H172ZM203 62V63H204ZM68 63V62H67ZM76 63V62H75ZM134 63V62H133ZM140 63V62H139ZM138 63V64H139ZM143 63V62H142ZM207 63V62H206ZM70 64V63H69ZM73 64V65H72ZM128 64V63H127ZM137 64V65H138ZM177 64V63H176ZM206 65V64H205ZM208 65V64H207ZM73 66V67H72ZM139 66H141L139 64ZM50 67H53V66H50ZM132 67V66H131ZM136 67V72H134L137 76V79L135 80V82H137V87L135 89L138 90L139 94V98L140 99L139 101L141 102V104L143 105V110L142 112L146 111L145 115L142 116L146 119V123L147 124H152L151 121L152 119L150 120L147 113V106L149 104V100H150V95L148 94V89L147 87L149 86V84L147 85V80L146 78H148L147 76L144 75V73H142V70L143 68L141 67ZM156 67V66H155ZM204 67V66H203ZM67 68V67H66ZM70 68V67H69ZM80 68V69H81ZM141 68V69H140ZM194 68V69H195ZM199 68V67H198ZM197 68V72L202 73V69L199 70ZM202 68V67H201ZM213 68V67H212ZM128 69V68H127ZM133 69V68H132ZM135 69V68H134ZM145 69V68H144ZM178 69V68H177ZM193 69V70H194ZM211 69V68H210ZM217 69V67H216ZM10 70H12L15 74V76H13V78L10 76L13 75V73L10 75L9 72ZM103 70V68H102ZM157 70V69H156ZM166 70V69H164ZM164 70H163V73H164ZM175 69H172L171 71H174ZM196 70V69H195ZM11 71V72H12ZM145 71V70H144ZM167 71V72H168ZM178 71V70H177ZM201 71V72H200ZM218 71V70H217ZM10 72V73H11ZM175 72V71H174ZM173 72V73H174ZM219 72V71H218ZM221 72V71H220ZM50 73V74H49ZM180 73V72H179ZM206 73V72H205ZM228 73H225L228 74ZM174 74H177L176 72ZM173 74V75H174ZM204 75V73H202ZM207 74V73H206ZM205 74V75H206ZM213 74V73H212ZM224 74V73H223ZM228 74V77L231 79V76H229ZM50 75H52V77H50ZM172 75V74H171ZM179 75V74H178ZM225 75L222 79V81L224 80L225 78ZM36 76H41L43 79L42 81V92L43 93H40L38 90H37V86L39 83H37V86L35 84V79ZM67 76V77H68ZM150 76V74H149ZM182 76V75H181ZM190 76V75H189ZM82 77V78H81ZM106 77V76H105ZM152 77V76H151ZM158 77V76H157ZM166 77V76H165ZM170 77V76H169ZM178 77V76H177ZM203 77V76H201ZM207 77V76H206ZM204 77V78H206ZM214 77V76H213ZM61 78V77H60ZM197 78V77H196ZM209 78V77H207ZM130 79V78H129ZM157 80V78H155ZM170 79V78H169ZM175 79H176V75H175ZM227 79V78H226ZM226 79H225V82L223 81L224 85L226 83ZM149 80V79H148ZM151 80V79H150ZM154 80V79H153ZM173 80V79H172ZM180 80V78H179ZM202 80V78H201ZM207 80V79H206ZM220 80V79H218ZM155 81V80H154ZM68 82V83H69ZM157 82V81H156ZM159 82V83H158ZM157 83L159 84V87L161 85V82L158 81ZM198 82V81H197ZM202 82V81H201ZM211 82H213L211 80ZM149 83V82H148ZM155 83V82H154ZM163 83V82H162ZM177 83V82H176ZM179 83V82H178ZM177 83V84H178ZM192 83V82H191ZM166 85V83H164ZM207 84V82H206ZM217 84V83H216ZM222 83H220L221 85ZM41 85V84H40ZM135 85V84H134ZM170 85V84H169ZM199 85V84H198ZM203 85V84H202ZM215 85L214 83L212 84V86ZM229 85V84H228ZM152 86V85H151ZM150 86V87H151ZM167 86V85H166ZM210 86V85H209ZM211 86V87H212ZM219 86V85H218ZM222 86V85H221ZM220 86V87H221ZM39 87V86H38ZM157 86L155 85V88ZM175 87V85H174ZM179 87V86H178ZM201 87V86H200ZM77 88V90H76ZM163 88V86H162ZM161 88V89H162ZM203 89V87H201ZM214 88V87H212ZM225 87H223L224 89ZM39 89V88H38ZM160 89V88H159ZM201 89V90H202ZM206 89V88H205ZM79 90V92H78ZM153 90V89H152ZM151 90V91H152ZM155 90V89H154ZM164 90V89H163ZM166 90V89H165ZM164 90V91H165ZM168 90V88H167ZM172 90V89H171ZM179 90V89H178ZM210 90V89H209ZM239 90V91H238ZM79 93L77 95V93ZM174 91V90H173ZM172 91V92H173ZM211 91V90H210ZM55 92V91H54ZM171 92V93H172ZM177 92V91H176ZM212 92V91H211ZM238 92L240 93L241 92V95H238ZM154 93V92H153ZM179 93V92H177ZM176 93V94H177ZM193 93V92H191ZM213 93V92H212ZM42 94H44L46 97H47V104L44 105L43 101V97L46 99L45 96L42 97ZM70 94V93H69ZM82 94V95H81ZM214 94V93H213ZM81 97L79 98L78 96ZM149 95V96H148ZM152 95V94H151ZM164 95V94H163ZM175 95V94H174ZM181 95V94H180ZM194 95V94H193ZM217 95V96H218ZM156 96V94H155ZM153 95V97H155ZM162 96V95H161ZM192 96V95H191ZM227 96V95H226ZM152 97V96H151ZM157 97V96H156ZM164 97V96H162ZM161 97V99H162ZM209 97V96H208ZM242 97V96H241ZM12 98V101L11 99ZM174 98V97H173ZM243 98V97H242ZM154 99V98H153ZM152 99V101H153ZM165 99V98H164ZM167 99V98H166ZM165 99V100H166ZM211 99V98H210ZM174 100V99H173ZM217 100V101H218ZM170 101V99L168 100ZM178 101V100H177ZM181 101V100H180ZM189 101V100H188ZM187 101V102H188ZM163 102V99L162 101ZM179 102V101H178ZM183 102V101H182ZM59 103V102H58ZM151 103V102H150ZM165 103V102H163ZM167 103V101H166ZM155 104V103H154ZM181 105V104H180ZM179 105V106H180ZM168 106V105H167ZM188 106V105H187ZM202 106V105H201ZM58 107V106H57ZM171 107V106H170ZM191 107V106H190ZM248 107V106H247ZM173 108V107H172ZM176 108V107H175ZM214 108V107H212ZM240 108V107H239ZM114 109V107H113ZM171 109V108H170ZM169 109V110H170ZM179 109V107H178ZM181 109V108H180ZM201 109V108H200ZM210 109V108H209ZM234 109V108H233ZM236 109V108H235ZM149 110V109H148ZM193 110V109H191ZM211 110V109H210ZM209 110V111H210ZM214 110V109H213ZM56 111V110H55ZM77 111V110H76ZM77 111V112H78ZM132 111V110H131ZM175 111V110H174ZM194 111V110H193ZM212 111V110H211ZM232 111V112H231ZM237 111H239V109L237 108ZM262 111V112H261ZM177 112V111H176ZM196 112V111H195ZM234 112V113H233ZM260 112V113H259ZM113 113V111H112ZM217 113V112H216ZM131 114V113H130ZM176 114V113H175ZM213 114V113H211ZM210 114V115H211ZM234 116H233V115ZM264 114V112H263ZM189 115V114H188ZM241 115H239L241 117ZM258 115V116H257ZM152 116V115H151ZM158 116V115H157ZM219 116V115H218ZM195 117V116H194ZM234 117L235 120H234ZM135 118V117H134ZM158 118V117H157ZM162 118V117H161ZM196 118V117H195ZM209 118V117H208ZM137 119V118H136ZM176 119V118H175ZM198 119V118H197ZM240 119V118H239ZM3 120V121H4ZM143 120V121H144ZM179 120V119H178ZM199 120V119H198ZM219 120V119H218ZM74 121V120H73ZM83 121V122H84ZM115 121V120H113ZM157 121V120H156ZM161 121V120H159ZM175 121V120H174ZM5 122V121H4ZM53 122V121H52ZM55 122V121H54ZM115 122V124H116ZM201 123V122H200ZM52 124V123H51ZM55 124V123H54ZM112 124V123H111ZM115 124H114V127H115ZM184 124V123H183ZM202 124V123H201ZM242 124V123H241ZM32 125V126H31ZM104 125V124H103ZM153 125V124H152ZM188 125V124H186ZM106 126V125H105ZM113 126V125H111ZM161 126V125H160ZM34 131H32L33 129ZM47 127V128H46ZM76 127V126H75ZM163 127V126H162ZM186 127V126H185ZM188 127V126H187ZM197 127V126H196ZM72 128V127H71ZM189 128V127H188ZM195 128V127H194ZM203 128V127H202ZM218 128V127H217ZM230 128V127H229ZM234 128V127H233ZM77 129V128H75ZM80 129V128H78ZM104 129V128H102ZM108 129V128H106ZM115 129V128H114ZM133 129V128H132ZM162 129V128H161ZM8 130V129H7ZM52 130V128H51ZM73 130V129H72ZM105 130V129H104ZM117 130V129H116ZM193 130V129H192ZM202 130V129H201ZM234 130V129H233ZM32 131V133H31ZM132 131V130H131ZM163 131V130H162ZM166 131V130H165ZM196 131V130H195ZM225 131V130H224ZM230 131V130H229ZM236 131V129H235ZM34 132V133H33ZM149 132V131H148ZM155 132V131H154ZM159 132V131H158ZM157 132V133H158ZM199 132V131H198ZM197 132V133H198ZM81 133V132H80ZM101 133V132H100ZM161 133V132H160ZM229 133V132H228ZM232 133H234L232 131ZM34 134V136H33ZM108 134L110 135V138L112 139L111 142H113V139H115L116 137L114 136L113 133H111V131L109 132L108 131ZM151 134V132H150ZM156 133H154L155 135ZM191 134V133H190ZM199 134V133H198ZM240 134V133H239ZM50 135V134H49ZM52 135V134H51ZM72 135V134H71ZM76 135V134H74ZM74 135L72 136L73 139L76 138V136L74 137ZM85 135V134H84ZM107 135V134H106ZM108 135V136H109ZM141 135V134H140ZM153 135V134H152ZM202 135V133H201ZM236 135V134H235ZM191 136V135H190ZM193 136V135H192ZM195 136L198 137V135L196 134ZM194 136V137H195ZM14 137V136H13ZM35 137V143L32 142L31 139ZM54 137V136H53ZM115 137V138H114ZM119 137V136H118ZM10 138V137H9ZM160 138H157L159 140L158 143L162 142V144H160V146L162 148L165 147V143L164 141L166 142V138H164V140L160 141ZM190 138V137H189ZM72 139V140H73ZM85 139V138H84ZM121 139V140H122ZM163 139V138H162ZM184 139V138H183ZM188 139V138H187ZM197 139H201V138H196ZM237 139V138H236ZM77 140V139H76ZM75 140V141H76ZM110 140V139H109ZM116 140V139H115ZM186 140V139H185ZM194 140V139H192ZM229 140V139H228ZM239 140V139H238ZM243 140V139H242ZM20 141V140H19ZM74 141V140H73ZM74 141V142H75ZM86 141V140H85ZM123 141V140H122ZM145 141V140H144ZM148 141V140H147ZM191 141V140H189ZM199 141V140H198ZM231 141V140H230ZM237 141V140H236ZM107 142V141H106ZM184 142V140H183ZM197 142V141H196ZM83 143V142H82ZM117 143V141H116ZM115 143V145H116ZM122 143V142H121ZM20 144V142H19ZM18 144V145H19ZM57 144V142H56ZM135 144H136V148L139 149V151L141 152V154L144 155L145 159H147L146 161L148 162H154L156 161L155 158L158 156V154H156V156H154V154H150V147L149 149L147 148V145L145 142H143V139H141V137H137V140L135 141ZM185 144V142H184ZM236 145V148L235 149H240L239 146L234 143ZM239 144V143H238ZM55 145V146H54ZM111 144H109L110 146ZM113 145V146H115ZM123 145V149H124V144H121ZM129 145V144H128ZM164 145V146H163ZM167 145V144H166ZM186 145V144H185ZM234 145V147H235ZM46 146V147H47ZM112 146V147H113ZM169 146V145H168ZM230 146V145H229ZM12 147V146H11ZM153 148V146H151ZM167 147V146H166ZM170 147V146H169ZM172 147V146H171ZM161 148V149H162ZM1 149V148H0ZM77 149V147H76ZM86 149V147H85ZM121 149V148H120ZM155 149V148H153ZM172 149V148H171ZM73 150V149H72ZM87 150V149H86ZM91 150V152H90ZM96 150V149H95ZM122 150V149H121ZM230 150V149H229ZM261 150V151H260ZM110 151V150H108ZM126 151V150H124ZM138 151V150H137ZM153 151V150H152ZM163 151V150H162ZM170 151V150H168ZM167 149L164 148V154L166 155L168 153ZM172 151V150H171ZM238 151V150H236ZM258 151V152H257ZM97 152V151H96ZM112 152H115L112 150ZM111 152V153H112ZM118 152V150H117ZM123 152V151H122ZM2 153V152H1ZM12 153V152H11ZM39 153V154H40ZM78 155H79V152H77ZM87 153V152H86ZM85 153V155H86ZM121 154V151L119 152ZM126 153V152H125ZM174 153V152H173ZM196 153H198L196 151ZM211 153V152H210ZM37 154V155H36ZM112 154H117V153H112ZM111 154V155H112ZM119 154V155H120ZM199 154V153H198ZM201 154V152H200ZM56 155V154H55ZM82 155V154H81ZM122 155V154H121ZM121 155L116 157L113 155L111 156V159L108 164L106 166H108V168L106 169V173L107 174V177H111L112 179H115L116 180H120L121 179V170H120V167H121V164L122 162H120V159L119 157L121 158ZM125 155V154H124ZM128 155V154H127ZM169 156V153L167 154ZM166 155V156H167ZM41 156V155H40ZM44 156V155H42ZM54 156V157H53ZM84 156V155H83ZM95 156V154H94ZM217 156V155H216ZM231 156V155H230ZM12 157V156H11ZM72 157V156H71ZM114 157V158H112ZM126 157V156H125ZM124 157V158H125ZM129 157V156H128ZM194 157V156H193ZM39 158V157H38ZM54 158V159H53ZM81 158V157H80ZM108 158V157H107ZM162 158H165L164 155ZM195 158V157H194ZM197 158V157H196ZM195 158V159H196ZM199 158V156H198ZM201 158V157H200ZM212 158V157H211ZM230 158V157H229ZM233 158V157H232ZM12 159V158H11ZM42 159V157L40 158ZM39 159V161H40ZM110 159V158H109ZM126 159V158H125ZM128 159V158H127ZM126 159V160H127ZM167 159V158H166ZM191 159V158H190ZM74 160V159H72ZM98 160V159H97ZM122 160V158H121ZM193 160V159H192ZM191 160V162H193ZM205 160V159H204ZM219 160V159H218ZM43 161V160H42ZM80 161V160H79ZM81 161H82V158H81ZM84 161V162H85ZM97 163H95V162ZM171 161V160H170ZM200 161V159H199ZM217 161V160H216ZM251 161V163H253ZM196 162V161H195ZM198 162V160H197ZM196 162V163H197ZM214 162V161H213ZM218 162V161H217ZM33 163V164H32ZM75 163V162H74ZM73 163V164H74ZM202 163V162H201ZM211 163V162H210ZM216 163V162H215ZM256 163V162H255ZM26 164V163H24ZM54 164V163H53ZM79 164V163H78ZM77 164V165H78ZM194 164V162H193ZM192 164V165H193ZM198 164V163H197ZM196 164V165H197ZM214 164V163H213ZM212 164V165H213ZM27 165H30V164H27ZM81 165V164H80ZM126 165V164H125ZM151 165V164H150ZM195 165V164H194ZM225 165V164H224ZM51 166V165H50ZM49 166V167H50ZM138 166V165H137ZM190 166V165H189ZM199 166V165H197ZM214 166V165H213ZM241 166V165H240ZM38 167V166H37ZM124 167V165L122 166V168ZM194 167V166H193ZM201 168V166H199ZM48 168V167H47ZM87 168V167H86ZM128 168V167H127ZM212 168V167H211ZM138 169V167H137ZM35 170V169H34ZM104 170V169H103ZM124 170V168H123ZM159 170V169H158ZM198 170V169H197ZM201 170V169H199ZM198 170V171H199ZM0 171H2V173L5 174V177L7 176H10V174L8 175V168H7V164L5 163V161H3L1 158H0ZM10 171V170H9ZM11 172V171H10ZM123 172V171H122ZM130 172V170H129ZM157 172V171H156ZM159 172V171H158ZM194 172V171H193ZM1 173V172H0ZM46 173V172H45ZM167 173V172H166ZM196 173H198L196 171ZM2 174V175H4ZM84 174V173H83ZM124 174V173H123ZM122 174V175H123ZM160 174V173H159ZM163 174V172H162ZM238 174V173H237ZM12 175V174H11ZM167 175V174H166ZM1 176V175H0ZM34 176V175H33ZM79 176V175H78ZM77 176V177H78ZM94 176V175H93ZM196 176V175H195ZM199 176V175H198ZM20 177V178H21ZM124 177V176H123ZM125 177H128V176H125ZM162 177V176H161ZM237 177V176H236ZM9 178V177H8ZM5 179V178H4ZM22 179V180H23ZM37 179V178H36ZM94 179V178H93ZM123 179V178H122ZM127 179V178H125ZM130 179V178H129ZM140 179V178H139ZM149 179V178H148ZM159 179V178H158ZM161 181H162V178H160ZM164 179L165 176H164ZM168 179V178H167ZM3 180V178H2ZM1 180V181H2ZM6 180V179H5ZM33 180V179H31ZM232 180V179H231ZM235 180V179H233ZM237 180V179H236ZM144 181V180H143ZM152 181V180H151ZM165 182V180H163ZM199 181V180H198ZM212 181V180H211ZM5 183V181H3ZM30 182V181H29ZM118 182V181H117ZM126 181L123 180V183H125ZM160 182V181H159ZM170 182V181H169ZM203 182V181H202ZM233 182V181H232ZM163 183V182H161ZM166 183V182H165ZM201 183V182H200ZM214 183V182H213ZM212 183V184H213ZM30 184V183H29ZM168 184V183H167ZM198 184V183H197ZM6 185V184H5ZM19 185V184H18ZM26 185V184H25ZM24 185V187H26ZM94 185V183H93ZM121 185V184H120ZM123 185H124V189H125V192L128 194L129 198H131V200H134L136 201V199L138 198L137 196V192H135V188H133L131 185L125 187V184H122L121 187L123 189ZM134 185V184H133ZM157 185V184H156ZM166 185V184H165ZM200 185V184H199ZM202 185V184H201ZM200 185V186H201ZM215 185V184H214ZM13 185L10 183V181H7V186L5 187V189L3 190L4 192L3 193H0V232L5 230L8 226V219H10L11 221H14L15 219L17 220L18 218V211H17V207H16V204L14 203V199L16 198V196L14 197V191L13 189H15L14 187H12ZM23 186V185H22ZM30 186V185H29ZM96 186V185H95ZM159 186V185H158ZM210 186V185H209ZM216 186V185H215ZM264 186V185H263ZM4 187V186H3ZM79 187V186H77ZM94 187V186H93ZM150 187V186H149ZM153 187V186H152ZM157 187V186H156ZM167 187V186H166ZM203 187V186H202ZM207 187V186H206ZM235 187V186H234ZM237 187V186H236ZM20 188V187H19ZM43 188V187H42ZM151 188V187H150ZM164 188V187H163ZM216 188V187H215ZM77 189V188H76ZM159 189V188H158ZM161 189V188H160ZM170 189V188H169ZM198 189V188H197ZM211 189V188H210ZM213 189V188H212ZM264 189V188H263ZM21 190V189H20ZM34 190V189H33ZM45 190V189H44ZM151 190V189H150ZM157 189L153 188V191L151 193H153V195H147V208L149 209L150 208V211H152L153 215L156 214V216H158V218H160L158 220L157 218V221H160L162 220L163 222H166V225H170V223H172V216L171 214L172 213H176V212H172V210L174 211L175 209H172L171 208H168V207H164V203L166 201V205L168 206V204L172 207V204H170L171 199H170V195L169 197H167V199L161 203L162 200H160L159 198H161L159 195H158V192L156 191ZM201 190V189H200ZM220 190V189H219ZM16 191V189H15ZM66 191V190H65ZM75 191V190H74ZM78 191V190H77ZM81 190L78 191V193L80 192ZM85 191V190H84ZM165 191H170V190H166ZM202 191V190H201ZM200 191V193H201ZM1 192V191H0ZM35 192V191H34ZM41 192V191H40ZM67 192V191H66ZM124 190H123V193H125ZM143 192V191H142ZM149 192V190H148ZM160 192L162 193V191L160 190ZM159 192V193H160ZM198 192V191H197ZM203 192V191H202ZM30 193V192H29ZM29 193H26V192H21L20 193V198L22 203L24 204L23 207H24V211H25V217L27 216V219L33 224L32 226L34 227V233L36 230V228L38 226H36L37 223H39V213L42 211H40V209H38V206L35 202V200L33 199V197L31 196V194ZM33 193V192H31ZM47 193V192H46ZM77 193V192H76ZM85 193V192H84ZM122 193V192H121ZM125 193V194H126ZM159 196H157L156 195ZM170 193V192H169ZM168 193V194H169ZM199 193V192H198ZM19 194V193H18ZM17 194V195H18ZM75 194V193H74ZM109 194V193H108ZM125 194H123L125 196ZM126 194V196H127ZM140 194V193H139ZM146 194V193H144ZM167 194V193H166ZM167 194V195H168ZM171 194V193H170ZM211 194V193H209ZM34 195V194H33ZM38 195V194H37ZM65 195L67 196V194L65 193ZM64 195V196H65ZM77 195V194H76ZM79 195V194H78ZM115 195V194H114ZM137 195V196H136ZM162 195V194H160ZM84 196V195H83ZM108 196V195H107ZM119 196V195H118ZM142 196V195H141ZM140 196V197H141ZM38 197V196H37ZM41 197V196H40ZM85 197V196H84ZM82 197V198H84ZM117 197V196H116ZM143 197V196H142ZM173 197V196H172ZM18 198V196H17ZM36 198V197H35ZM68 198V196H67ZM79 198V197H78ZM81 198V199H82ZM112 198V196H111ZM166 198V196H165ZM169 198V199H168ZM65 199V198H64ZM115 199V198H114ZM117 199V198H116ZM145 199V197H144ZM197 199V198H196ZM261 199V198H260ZM67 200V199H65ZM86 200V199H85ZM130 200V199H128ZM190 200V199H189ZM194 200V199H193ZM41 201V200H40ZM68 201V200H67ZM66 201V202H67ZM79 201V200H78ZM83 201V200H82ZM119 201V200H118ZM43 202V201H42ZM119 202H122V201H119ZM118 202V203H119ZM175 202V201H174ZM195 202V201H194ZM3 203H7V217L6 215L4 214V210H3ZM39 203V202H38ZM78 203V202H77ZM97 203V202H96ZM95 203V204H96ZM110 203V202H109ZM113 203V202H112ZM168 203V204H167ZM15 204V205H14ZM43 204V203H42ZM175 204V203H174ZM193 204V203H191ZM45 205V204H44ZM78 205V204H77ZM165 205V206H166ZM80 206H82L80 204ZM41 208V206H39ZM48 207V206H47ZM85 207V206H84ZM89 207V206H87ZM95 207V206H94ZM90 208V207H89ZM92 208V207H91ZM138 208V207H136ZM176 208V206H175ZM191 208V207H190ZM44 210V208H42ZM48 209V208H47ZM46 209V210H47ZM82 209V208H81ZM95 209V208H94ZM6 210V209H5ZM45 210V211H46ZM114 210V209H113ZM123 210V209H122ZM171 210V211H170ZM188 210V209H187ZM70 211V210H69ZM87 211V210H86ZM95 211V210H94ZM176 211V210H175ZM6 212V211H5ZM76 210L72 213L75 214ZM81 212V211H80ZM83 212H85L83 210ZM82 212V213H83ZM142 211H138L137 209V212L135 213V219L136 221L139 223L141 222L142 218L144 217V215H142L141 213ZM172 212V213H171ZM191 212V211H190ZM77 213V212H76ZM86 213H89V212H86ZM109 212H107L108 214ZM233 213V212H232ZM70 214V213H69ZM73 214V215H74ZM181 214V212H180ZM229 214V213H228ZM116 215V214H115ZM118 215V214H117ZM176 215V214H175ZM106 216H110V215H106ZM115 217V216H114ZM117 217V216H116ZM126 217V216H125ZM77 217L74 216V219H76ZM179 218V217H178ZM227 218V216H226ZM237 218V217H236ZM26 219V220H27ZM83 219V218H81ZM85 219V218H84ZM88 218H86L87 220ZM111 219V218H110ZM115 219V218H114ZM118 219V218H117ZM123 219V217H122ZM126 219V218H125ZM147 219V218H146ZM174 219V218H173ZM219 219V218H218ZM225 219V218H224ZM229 219V218H228ZM78 220L79 222V218L76 219ZM90 220V219H88ZM87 220V221H88ZM145 220V219H144ZM234 220V219H233ZM18 221V220H17ZM84 221V220H82ZM94 221V220H93ZM161 221V222H162ZM172 221V222H171ZM180 221V220H179ZM231 221V220H230ZM229 221V223H230ZM29 222V223H30ZM115 222V221H114ZM178 222V221H177ZM191 222V221H190ZM46 223V222H45ZM51 223V222H50ZM85 223V221H84ZM121 223V221L119 222ZM226 223V222H225ZM19 224V223H18ZM47 224V223H46ZM45 224V225H46ZM83 224V223H82ZM123 224V223H121ZM142 224V223H141ZM140 224V225H141ZM161 224V223H160ZM182 224V222H181ZM23 225V224H22ZM80 225V224H79ZM124 225V224H123ZM148 225V224H147ZM146 225V226H147ZM165 225V224H164ZM231 225V224H229ZM228 225V226H229ZM125 226V225H124ZM144 226V227H146ZM176 226V225H175ZM179 226V225H178ZM183 226V224H182ZM227 226V227H228ZM32 227V228H33ZM44 227V226H43ZM46 227V226H45ZM44 227V228H45ZM48 227V226H47ZM46 227V228H47ZM91 227V226H89ZM116 227V226H115ZM127 227V226H126ZM143 227V228H144ZM169 227V226H168ZM218 227V226H217ZM231 227V226H230ZM40 228V227H39ZM92 228V227H91ZM138 228H140L138 226ZM167 228V226H166ZM171 228V226H170ZM173 228V227H172ZM171 228V229H172ZM175 228V227H174ZM185 227H183L184 229ZM211 228V227H210ZM38 229V228H37ZM54 229V228H53ZM87 229V228H86ZM90 229V228H89ZM97 229V228H96ZM116 229V228H115ZM122 228H119V230H121ZM142 229V228H141ZM147 229V228H146ZM168 229V228H167ZM182 229V231H183ZM47 230V229H46ZM113 230V229H112ZM123 230V229H122ZM125 230V229H124ZM137 230V229H136ZM139 230V229H138ZM149 230V229H148ZM153 230V229H152ZM181 230V229H180ZM191 230V229H190ZM230 230V229H229ZM53 231V230H52ZM75 231V230H74ZM115 231V230H113ZM118 231V230H117ZM155 231V230H153ZM152 231V232H153ZM187 231V230H186ZM228 231V230H227ZM21 232V231H20ZM26 232V231H25ZM43 232V231H42ZM82 232V231H81ZM84 232V235L86 234L85 232L87 231H83ZM90 232V231H89ZM120 232V231H119ZM140 232V231H139ZM142 232V231H141ZM150 232V231H149ZM151 232V233H152ZM209 232V231H208ZM39 233V232H38ZM88 233V232H87ZM121 233V232H120ZM123 233V232H122ZM145 233V232H144ZM174 233V232H173ZM176 233V232H175ZM181 232H179L180 234ZM184 233V232H183ZM26 235H28L27 233H25ZM31 234V233H30ZM81 234V233H80ZM91 234V232H90ZM127 234V233H126ZM214 234V233H213ZM24 235V236H26ZM38 235V234H37ZM83 235V234H82ZM121 235V234H120ZM123 235V234H122ZM128 235V234H127ZM139 235V234H138ZM143 235V234H142ZM175 235V234H174ZM182 234H180L181 236ZM208 235V234H207ZM212 235V234H211ZM15 236V235H13ZM39 236V235H38ZM43 236V235H42ZM90 236V235H89ZM119 236V234L117 235ZM147 236V235H146ZM157 236V235H156ZM161 236V235H160ZM178 236V234H177ZM184 236H188L187 234L184 235ZM190 236V234H189ZM1 237V236H0ZM16 237V236H15ZM28 237V236H27ZM44 237V236H43ZM46 237V236H45ZM83 237V236H81ZM88 237V235H85V239ZM120 237H124V238H121L122 239V242L124 243V246H126V235L125 236H120ZM210 237V235H209ZM20 238V237H19ZM49 238V237H48ZM68 238V237H67ZM141 238V237H140ZM151 238V237H150ZM186 238V237H185ZM212 238V237H211ZM215 238V236H214ZM36 239V238H35ZM83 239V240H85ZM93 239V238H92ZM127 239V238H126ZM147 239V238H146ZM183 239V238H182ZM180 239V240H182ZM189 238H187V241H188ZM209 239V238H208ZM213 239V238H212ZM49 240V239H47ZM72 240H74L72 238ZM76 240V239H75ZM191 240V239H190ZM211 240V239H210ZM29 241V239H28ZM166 241V240H165ZM186 241V242H187ZM193 241V240H192ZM197 241V240H196ZM212 241V240H211ZM218 241V240H217ZM4 242V241H3ZM7 242V241H6ZM29 247H28V255H29V258H28V261L26 259H24L25 257L23 256V251H22V248L24 247L22 244H21V241L17 238H12L9 240L8 244L11 246L12 250L14 251V260H15V264H30L31 263V260L33 261L32 263L33 264H37L39 259L41 258V256L36 252V247L34 248V245H35V242H33V240H30L29 241ZM74 242V241H73ZM85 242V241H84ZM148 242V241H147ZM150 242V241H149ZM204 242V241H203ZM206 242V241H205ZM204 242V243H205ZM51 243V242H50ZM71 243V242H70ZM87 243V241L85 242ZM89 243V241H88ZM127 243L130 244V242H128L127 240ZM196 243V242H195ZM194 243V244H195ZM212 243V242H211ZM54 245V243H52ZM113 243H111L112 245ZM188 244V243H187ZM186 244V245H187ZM192 244V243H191ZM214 244V243H213ZM2 245V243H1ZM52 245V246H53ZM86 245H89V244H86ZM119 246V244H117ZM131 245V244H130ZM142 245V244H141ZM150 244L147 243V246H149ZM190 245V244H189ZM200 245V244H199ZM212 245V244H211ZM222 245V244H220ZM4 244L1 246L3 247ZM23 246V247H22ZM36 246V245H35ZM91 245H89V248H90ZM133 246V245H132ZM146 245L145 246H142V248H146L147 247ZM169 246V245H168ZM184 248H185V245H183ZM191 246V245H190ZM197 246V244H196ZM204 246V245H202ZM214 246V245H213ZM216 246V245H215ZM116 247V246H115ZM225 247V246H224ZM53 248H55L53 246ZM86 248V246H85ZM92 248V247H91ZM90 248V249H91ZM118 248V247H117ZM122 248V247H121ZM141 248V247H140ZM148 248V247H147ZM188 248V247H187ZM198 248V247H197ZM209 248V247H208ZM212 247H210L211 249ZM4 249V248H3ZM128 249V247H127ZM196 249V247H195ZM225 249V248H224ZM86 250V249H85ZM93 250V248H92ZM119 250V249H117ZM125 249L123 248V251ZM149 250V249H148ZM147 249H146V252L144 251V253L146 254H143L145 255V257L147 256V253L149 252ZM151 250V249H150ZM168 250V249H167ZM171 250V249H170ZM218 250V249H217ZM221 250V248H220ZM237 250V249H236ZM241 250V249H240ZM1 251V250H0ZM12 251V252H13ZM25 251V250H24ZM87 251H89L87 249ZM120 251V250H119ZM201 252L204 251L203 249L200 250ZM216 251V249H215ZM39 252V251H38ZM67 252V251H66ZM111 252V251H110ZM122 252V251H121ZM125 252H127L125 250ZM143 252V251H142ZM188 252V251H187ZM192 252V251H191ZM208 252V251H207ZM44 253V252H43ZM92 253V251H91ZM117 253V252H116ZM130 251L128 250L127 254H129ZM158 252H155V254H157ZM173 253V252H172ZM194 253V252H193ZM200 253V252H199ZM212 253V252H211ZM26 254V255H27ZM55 254L56 258H57V254L56 253H53ZM52 254V255H53ZM71 255V253H68ZM109 254V253H108ZM151 254V252L149 253ZM162 254V253H161ZM171 253H169V256ZM189 254V252H188ZM191 254V253H190ZM206 254V253H205ZM238 254V252H237ZM1 255V254H0ZM69 255V257H70ZM112 255V254H111ZM187 255V254H186ZM209 255V254H208ZM234 255V254H233ZM244 255V254H243ZM87 256V255H86ZM122 256V255H120ZM142 256V255H141ZM151 256V263L152 264H161L160 263V260L158 258H160V256H157V255H149ZM174 256V255H173ZM191 256V255H190ZM222 256V254H221ZM224 256V255H223ZM227 256V255H226ZM28 257V256H27ZM26 257V258H27ZM90 257V256H89ZM119 257V256H118ZM144 257V258H145ZM206 257H208L206 255ZM233 257V256H232ZM92 258V257H91ZM117 258V257H116ZM121 258V257H120ZM174 258V257H173ZM227 258V257H226ZM71 259V258H69ZM124 259V258H122ZM161 259V258H160ZM172 259V258H171ZM201 259V258H200ZM210 259V258H208ZM128 260V259H127ZM141 260V259H140ZM175 260V259H174ZM71 261V260H70ZM121 261V260H120ZM144 261V260H143ZM147 261V260H146ZM162 261V260H161ZM173 261V260H172ZM176 261V260H175ZM40 262V261H39ZM58 264L60 263L59 261V258H58ZM115 262V261H114ZM119 262V261H118ZM126 262V259L122 260L120 262V264H128V263H125ZM141 262V261H140ZM164 262V261H163ZM174 262V261H173ZM7 263V262H6ZM56 263V262H55ZM74 263V262H73ZM112 263V262H110ZM170 263V262H169ZM175 263V262H174ZM196 263V261H195ZM204 263V262H203ZM3 264H5V261L3 262ZM8 264V263H7ZM132 264V263H131ZM167 264V263H166ZM171 264V263H170ZM200 264V263H199Z\"/></svg>",
  "mask_w": 264,
  "mask_h": 264
}]
</instances>
